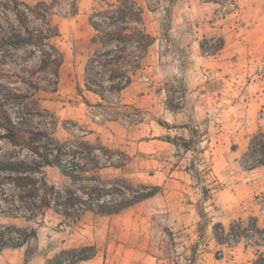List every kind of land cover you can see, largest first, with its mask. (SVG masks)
<instances>
[{
  "label": "rangeland",
  "instance_id": "1",
  "mask_svg": "<svg viewBox=\"0 0 264 264\" xmlns=\"http://www.w3.org/2000/svg\"><path fill=\"white\" fill-rule=\"evenodd\" d=\"M118 6L142 11L140 22L133 15L127 25L145 30L153 44L144 52L137 42L120 45L119 68L132 83L100 100L86 90L87 62L118 48L103 45L90 18ZM11 28L46 45L1 47L0 84L46 111L35 126L62 143L80 138L105 147L116 163L103 161L105 168L77 181L44 168V180L62 194L59 213L14 184L2 186L0 235L16 241L19 230L34 229L37 237L2 249L0 264H46L81 246L97 248L81 264H264V166L242 165L251 139L264 137V0H0V31ZM43 49L51 60L60 53L62 63L43 68ZM3 108L13 119L24 112L15 103ZM4 134L0 128V159L30 156ZM101 186L102 199L142 186L160 193L112 214L66 193ZM240 223L259 230L237 241L216 238L215 230Z\"/></svg>",
  "mask_w": 264,
  "mask_h": 264
},
{
  "label": "trees",
  "instance_id": "2",
  "mask_svg": "<svg viewBox=\"0 0 264 264\" xmlns=\"http://www.w3.org/2000/svg\"><path fill=\"white\" fill-rule=\"evenodd\" d=\"M176 0H172L175 2ZM142 11H135L133 7L118 6L115 8L104 9L92 14L90 18L91 26L100 33V41L106 47L116 46L117 50L108 48L100 53L95 54L87 62L85 68V87L90 93H93L102 99L107 92H121L131 83L132 78L129 72L119 68V63L125 59L124 51L121 44H127L131 41L137 42L139 49L145 51L153 44V38L145 30L127 25V19L131 16H137L136 22H140ZM130 31H133L129 33ZM26 34L11 28L9 31H0V48L9 46L19 48L23 45L45 46L37 40L35 34L25 29ZM45 39H48L47 37ZM49 48L53 45L47 43ZM120 50V52H119ZM47 58L43 59V68L48 63H62V56L58 53V58L51 60V55L43 49L42 51ZM139 59V57H138ZM136 68V67H135ZM101 69L102 73L98 70ZM0 128L5 132L3 135L13 146L26 148L30 156L20 158L19 156H9L0 159V188L7 183L14 184L17 188L25 190L26 196L39 197L41 208L52 209L60 212L58 206L62 197L60 192H55L53 186H49L44 180V168L56 167L61 173L71 180H84V174L92 170L103 169L105 162L115 165L113 152L105 147L91 145L88 141L80 138L69 140L65 143L60 142L54 137L53 132L44 131L41 127L35 126V118L44 116L46 111L41 110L39 104L32 101L29 97H19L9 92L4 85L0 84ZM7 103H15L23 107V115L18 119H13L11 115L3 108ZM168 106L175 110L172 101ZM162 126V124H160ZM55 126V122L51 124ZM183 147L188 149L191 141L182 139ZM173 144L177 145L175 141ZM101 153H99V152ZM104 157H106L104 159ZM103 161H105L103 163ZM247 170H253L257 167L264 166V137L262 135L254 136L251 139L248 152L245 154V161L242 163ZM41 175V177H39ZM41 183V184H40ZM100 189L107 192L106 186L96 187L91 192L79 193L78 190L71 188L66 189L69 199L84 204L87 208L95 210L101 214H112L123 211L139 202L155 197L160 193L159 187L142 186L141 190L134 191L131 196L120 191L121 196L110 198L99 197ZM41 191L43 193L40 195ZM24 198V197H23ZM207 190L204 193V199H207ZM71 217L68 212L61 213ZM259 230L257 224L251 227H243L242 223L238 226H231L230 231L225 229L219 232L215 230V236L220 241H237V239L248 236L245 232L256 233ZM21 237L16 241L5 240L0 235V252L4 248L17 249L25 246L27 240L36 238L37 232L32 229L30 233L27 230H19ZM247 234V233H246ZM33 252L29 249L26 252V262L32 257ZM97 255L95 246H81L71 249H64L57 253L46 264H81L93 259Z\"/></svg>",
  "mask_w": 264,
  "mask_h": 264
},
{
  "label": "crops",
  "instance_id": "3",
  "mask_svg": "<svg viewBox=\"0 0 264 264\" xmlns=\"http://www.w3.org/2000/svg\"><path fill=\"white\" fill-rule=\"evenodd\" d=\"M90 93V92H89ZM93 96H95L96 98H99L100 100L102 99L101 97H99V96H97V95H95V94H93V93H91ZM90 261V260H89Z\"/></svg>",
  "mask_w": 264,
  "mask_h": 264
}]
</instances>
